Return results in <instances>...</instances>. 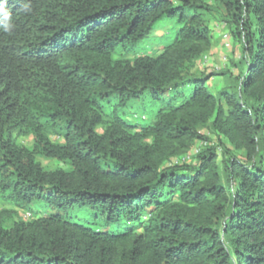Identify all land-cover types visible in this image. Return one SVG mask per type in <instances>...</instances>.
I'll return each instance as SVG.
<instances>
[{
    "label": "trees",
    "instance_id": "16d2710c",
    "mask_svg": "<svg viewBox=\"0 0 264 264\" xmlns=\"http://www.w3.org/2000/svg\"><path fill=\"white\" fill-rule=\"evenodd\" d=\"M216 1L246 66L221 99L208 82L226 73L198 69L214 48L205 0H0V202L15 208L0 209V264H264V0ZM175 16L170 45L115 59ZM146 92L170 107L132 125L118 107Z\"/></svg>",
    "mask_w": 264,
    "mask_h": 264
},
{
    "label": "rangeland",
    "instance_id": "374dc122",
    "mask_svg": "<svg viewBox=\"0 0 264 264\" xmlns=\"http://www.w3.org/2000/svg\"><path fill=\"white\" fill-rule=\"evenodd\" d=\"M205 2L208 5L209 11H200L205 13L208 25L212 29L214 48L212 52L198 64V69L206 73V75L209 73H226V75L215 76L208 82V87L212 94L218 99H221L225 97L223 94L225 91L238 93L236 78L246 73V66L241 63L244 57L242 45L232 37L223 8L216 0H205ZM178 22L179 16L161 21L151 34L136 47L128 51L118 50L114 56L115 59L120 58V56L133 59L143 54H155L160 52L175 40L180 28ZM226 34L229 35V37L227 36L228 38H225ZM185 90V98L178 97L175 101L171 102V106L177 107L184 99L190 98L194 91V86L188 85ZM171 96H173V93L169 92L165 95L163 100L160 101L154 99L150 92H146L140 99L132 100L126 106H119V114L132 125L145 126L155 119L161 108L170 107L165 101H169L168 98ZM112 111V108L105 109L107 114H110ZM98 132L102 133L103 128H98ZM205 133L215 143L218 142V138L211 132L205 131ZM53 140L56 141L57 138L53 137ZM20 143L25 146H30L31 140H20ZM225 143H227V141H225ZM201 145L202 143H197L189 153L180 158V161L186 160L189 163H195V157L198 153L197 149H199ZM227 146L229 147V145ZM219 153L222 158L224 155L222 149H219ZM236 154L239 155L238 153ZM177 161L178 160H174L173 163ZM42 164L50 169L62 167V164L57 162L43 161ZM0 209L11 210L15 208L4 202H0ZM31 209L32 212L35 213V217L38 218H45L60 213L61 216L73 222L89 224L94 230L116 229V226H107L101 216L96 217L94 212L87 207L75 206L66 212H59V210L54 207L47 206L43 203H35ZM20 217L25 220L32 218L30 213L21 211Z\"/></svg>",
    "mask_w": 264,
    "mask_h": 264
},
{
    "label": "clouds",
    "instance_id": "9594fccd",
    "mask_svg": "<svg viewBox=\"0 0 264 264\" xmlns=\"http://www.w3.org/2000/svg\"><path fill=\"white\" fill-rule=\"evenodd\" d=\"M0 11H2V9H0ZM4 18L5 19H8V15L5 14V17ZM9 27H10V25L9 24H6L5 27H4V31H8L9 30Z\"/></svg>",
    "mask_w": 264,
    "mask_h": 264
},
{
    "label": "built area",
    "instance_id": "2783aa9c",
    "mask_svg": "<svg viewBox=\"0 0 264 264\" xmlns=\"http://www.w3.org/2000/svg\"><path fill=\"white\" fill-rule=\"evenodd\" d=\"M227 36L229 37V35H228V34H226L225 38H228Z\"/></svg>",
    "mask_w": 264,
    "mask_h": 264
}]
</instances>
